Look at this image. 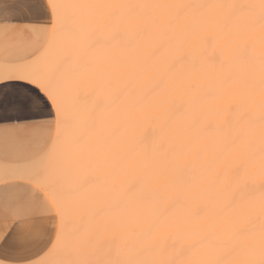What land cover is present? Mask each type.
Returning <instances> with one entry per match:
<instances>
[{
	"label": "snow or ice",
	"instance_id": "6c2138e0",
	"mask_svg": "<svg viewBox=\"0 0 264 264\" xmlns=\"http://www.w3.org/2000/svg\"><path fill=\"white\" fill-rule=\"evenodd\" d=\"M0 44L25 52L0 131L33 186L0 208V264L29 244L25 264H264V0H0ZM161 110L175 143L125 137Z\"/></svg>",
	"mask_w": 264,
	"mask_h": 264
},
{
	"label": "crops",
	"instance_id": "0c3cea01",
	"mask_svg": "<svg viewBox=\"0 0 264 264\" xmlns=\"http://www.w3.org/2000/svg\"><path fill=\"white\" fill-rule=\"evenodd\" d=\"M25 55L23 45L8 48L4 52L3 45L0 44V63L12 65L19 62V58ZM29 85L27 81H11L4 88L5 93L14 96L17 93L27 92ZM31 145L11 132L0 131V163L10 165H22L31 163L29 157ZM30 185L24 178L10 177L0 180V208L7 212L15 209L17 203L28 195ZM54 225L50 224L49 227ZM2 243V240H0ZM41 245L29 244L22 249H12L4 245V255L9 257L12 264H25L27 259H34L39 252Z\"/></svg>",
	"mask_w": 264,
	"mask_h": 264
},
{
	"label": "bare ground",
	"instance_id": "6f19581e",
	"mask_svg": "<svg viewBox=\"0 0 264 264\" xmlns=\"http://www.w3.org/2000/svg\"><path fill=\"white\" fill-rule=\"evenodd\" d=\"M201 45V37L199 35L190 37L187 43L184 45V50H192L195 52L199 49ZM5 64L0 63V74L5 71ZM183 126V120H178L175 124H169L163 117V111H147L144 116L135 121V123L125 129H122L125 137L134 138L137 134L142 133L144 129L148 130L149 138L155 134L156 136H163L165 139L172 141L175 143L176 134L179 129ZM234 157L225 155L219 161L218 164L220 167L227 169L231 166ZM163 167V166H162ZM31 168V163L22 164V165H10L0 163V180L6 179L10 177L23 178L24 174L27 173ZM256 170L250 169L249 176L254 177ZM136 173L133 172L131 166L126 167L120 174L116 176V180L119 183H127L130 178H132ZM256 187L255 191L252 192L253 195L258 194L259 192V177L255 176ZM96 184H92L91 187L97 188L99 185L95 187ZM96 190V189H94ZM195 193H193V196ZM198 201L193 198L190 201V206L195 207ZM12 264V263H10Z\"/></svg>",
	"mask_w": 264,
	"mask_h": 264
},
{
	"label": "rangeland",
	"instance_id": "374dc122",
	"mask_svg": "<svg viewBox=\"0 0 264 264\" xmlns=\"http://www.w3.org/2000/svg\"><path fill=\"white\" fill-rule=\"evenodd\" d=\"M96 186H97V184L95 185V187H96ZM94 189H97V188H94ZM94 189H93V190H94Z\"/></svg>",
	"mask_w": 264,
	"mask_h": 264
}]
</instances>
